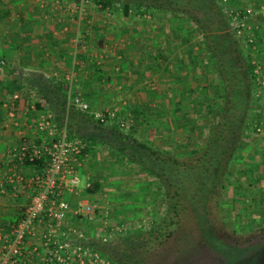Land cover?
Instances as JSON below:
<instances>
[{
  "label": "trees",
  "instance_id": "trees-1",
  "mask_svg": "<svg viewBox=\"0 0 264 264\" xmlns=\"http://www.w3.org/2000/svg\"><path fill=\"white\" fill-rule=\"evenodd\" d=\"M69 1L93 2L103 9H112L122 0ZM132 10L141 17L153 15L155 11L185 16L195 33L203 37L198 52L188 56L190 65L196 68L198 62L201 69L196 81L211 80L210 73L213 72L217 75V83L202 86V95L197 90L199 85L184 91L171 90L172 114L181 115V119L185 106L192 108L193 104L195 118L181 125L187 134L184 145L164 151L153 142L140 139L137 127L128 124L125 112L131 111L136 124L141 120L150 131H154L160 126L158 120L162 114L159 108L144 102V107L117 111L116 118L106 123L107 119L103 121L96 117L95 113L100 111L92 109L95 91L70 94V87L65 83L40 74L31 77L32 85L37 89V109L46 110L54 117L58 133H63L68 141H82L85 145L81 151L82 160L89 156L95 161L104 158L103 161L133 166L148 181L156 182L158 190L163 193L164 210L146 233H116L114 240L107 243L96 235L82 244L98 251L113 264H144L141 250L145 245L151 243L158 247L177 237L185 238L187 229L183 221L193 218L208 241L231 240L233 244L246 245L254 236L240 237L234 229L224 227L222 219L227 213L220 204L227 188L232 186L237 165L242 163L241 156L255 140L253 134L257 132L256 128L248 126L252 119L250 109L259 106L254 104L259 100L255 98L260 86L259 75L255 74L249 47L256 42L249 44L246 37L236 34L232 13L236 10L222 6L219 0H126L125 15L129 16ZM263 32L264 29L258 28L255 34L262 36ZM207 60L210 64L206 63ZM93 68L98 69L96 61ZM99 78L104 80L100 75ZM76 96L89 104V110L71 103ZM108 112L101 113L108 117ZM194 139L200 142L193 148ZM27 163L38 171L46 165L43 159ZM260 177L258 174L253 176L256 181ZM100 189V184L95 183L87 188V192L95 194ZM252 200L256 202L253 197ZM143 239L147 241L145 245L140 244Z\"/></svg>",
  "mask_w": 264,
  "mask_h": 264
},
{
  "label": "rangeland",
  "instance_id": "rangeland-1",
  "mask_svg": "<svg viewBox=\"0 0 264 264\" xmlns=\"http://www.w3.org/2000/svg\"><path fill=\"white\" fill-rule=\"evenodd\" d=\"M125 1L116 2L112 9L107 10L93 2L39 0L40 4L61 3L77 7L79 16H84L86 9H94L96 11L91 19L96 15L100 23L105 21L112 24L106 25V28L112 26L107 32L114 38L107 48L88 47L95 52L93 61H96L98 69L91 66L92 61H88L90 65L87 63L85 71L95 73L97 79L99 75L104 78L103 81L97 80L98 83L94 81V85L97 86L96 91L94 90L96 94L92 109L100 112L121 111L127 107H144V102L159 108L162 115L158 120L160 122L158 130L150 131L141 120L136 124L131 111H125L126 119L129 125L135 124L140 139L153 142L164 151H172L179 145H184L187 134L181 125L194 120L195 106L191 104L193 109L185 106L189 104V100L188 104L184 105L181 119V115L172 114L171 90L178 88L184 91L185 88H197L199 85L197 90L202 95L201 87L216 85L217 75L211 72V80L201 83L196 81L195 77L201 75V69L198 67V62L196 68L191 66L188 56L198 52L203 37L195 33L193 25L191 26L185 16L155 11L153 15L141 17L133 10L130 11L129 16H126ZM219 1L222 6L224 4L240 13L250 9L253 17L249 19L248 24L263 30L261 25L264 24V20L254 17L256 15L264 17V10L261 8L264 7V0ZM258 9L261 12L255 11ZM255 37L256 44L249 47L252 62L256 67L255 74L259 75L260 86L255 95L259 100L254 103L256 107L259 106L250 109L249 117L252 119L248 122V126L256 128L257 132L253 134L255 140L241 156L242 163L237 165L232 186L227 188V194L220 204L227 213L222 219L224 227L234 229L240 237L252 234L255 240L252 239L250 243L242 246L233 244L231 240L208 241L202 236L195 219H184L187 229L185 238L177 237L163 246L153 247L151 243L149 246L145 245L148 239L145 236L146 240L140 242L145 245L141 250L144 264H264V32L262 36L260 34L257 36L256 33ZM73 43L75 45V42ZM80 44L77 43V52L76 48L75 51H71L74 57H78L79 51H87L82 50ZM158 54L160 56H157ZM204 56L206 57V54ZM206 63L210 64L209 60ZM68 82L70 94H74L76 76L72 75ZM199 142L194 139L193 148ZM103 159L99 158L95 161L89 156L83 158L82 168H86L91 175V187L95 183H99L101 187L95 194L83 192L82 199L96 205L97 222L89 224L82 221L81 217L76 219L71 216L68 225L72 229L65 227L64 229L72 239H77L79 235H82L85 241L96 235L102 238L106 229L110 231L109 242L114 240L113 235L116 233L124 235L136 234L139 231L146 233L164 210L163 193L158 190L156 182L148 181L147 177L138 173L137 168L133 166L122 162H107ZM255 174L261 175L259 181L253 178ZM85 181L81 175L78 187L84 186ZM247 187L248 190H245ZM248 192L252 196L247 197ZM252 197L256 202H252ZM72 205L76 210L77 204L72 202ZM221 228L222 226L220 230ZM37 229L36 231L39 232L43 230L38 227ZM223 231L226 232L224 228ZM42 263L43 261L39 262Z\"/></svg>",
  "mask_w": 264,
  "mask_h": 264
},
{
  "label": "crops",
  "instance_id": "crops-1",
  "mask_svg": "<svg viewBox=\"0 0 264 264\" xmlns=\"http://www.w3.org/2000/svg\"><path fill=\"white\" fill-rule=\"evenodd\" d=\"M19 1L0 0V182L6 183L4 190H0V249L5 236L10 234L12 226L22 217L30 203V177L36 173L30 165L9 162L7 152L23 141L40 146L44 141L53 139L41 126L49 117L55 125V119L48 111L37 109V89L32 85L31 77L40 74L69 84L68 79L75 75L76 92H94L97 86L94 84L100 78L98 76L97 79L91 71H85L88 61H92L93 66L95 60V52L90 48H107L114 39L107 32L112 26L106 28V25L112 24L105 21L100 23L96 15L91 19L96 11L94 9H86L84 16H79L78 8L70 5L40 4L39 0ZM261 8L264 10V7ZM255 11L261 12L259 9ZM254 18L264 20L260 15ZM261 27L264 29V24ZM78 42L82 44L81 49L87 51H79L78 57H74L71 51L76 48L77 52ZM73 69L77 71L74 73ZM83 166L81 163L78 176L79 183L81 175L85 178V185L78 187V183L76 186H67L63 196L70 204V210L62 226L69 230L72 229L68 225L70 217L79 219L78 212L84 204L89 203L82 199L83 192L91 187V175ZM18 175L24 178L23 182L15 180ZM72 202L77 204L76 210ZM41 218L45 225L58 226L56 221L49 219L47 213ZM44 224H37L36 227L43 228ZM40 232L37 231L36 239L26 243L25 264H39L42 261L45 264L46 255L39 238ZM33 247L38 248L37 254L31 252Z\"/></svg>",
  "mask_w": 264,
  "mask_h": 264
},
{
  "label": "built area",
  "instance_id": "built-area-1",
  "mask_svg": "<svg viewBox=\"0 0 264 264\" xmlns=\"http://www.w3.org/2000/svg\"><path fill=\"white\" fill-rule=\"evenodd\" d=\"M225 2V0H224ZM234 29L238 36H244L249 44L256 40L255 31L248 23L253 17L252 11L244 13L232 11ZM72 104L83 110H89V104L80 96L73 97ZM96 117L110 123L117 116V110H111L106 117L101 112H96ZM41 126L47 130L52 141H44L40 146L35 143L23 141L19 146L11 148L7 152L9 162L27 165L37 160L45 162V167L36 170L30 177V190L32 195L22 217L12 226L10 234L5 236L3 246L0 249V264H25V247L28 240L37 238V224H44L41 216L47 213L50 220L58 223L57 227L43 225L39 234L42 247L45 250V264H113L109 259L96 250L85 247L82 235L72 239L67 230L62 226L70 204L63 198L67 186H76L79 183L78 170L81 166V151L84 148L82 141H68L63 133H58L56 126L50 117ZM58 133V136L56 135ZM2 166L0 165V171ZM11 179V177H7ZM15 180L23 182L22 176H16ZM14 180H12L13 182ZM5 181L0 182V190L3 191ZM90 185L88 184L87 187ZM95 206L86 203L78 212L82 221L94 223L96 220ZM107 228V227H106ZM109 229L102 235V241L109 242ZM33 254L38 253V248L33 247Z\"/></svg>",
  "mask_w": 264,
  "mask_h": 264
}]
</instances>
